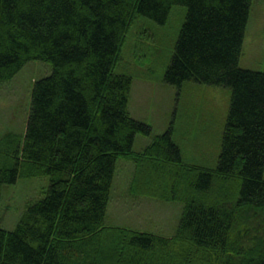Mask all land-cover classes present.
<instances>
[{"label":"trees","instance_id":"1","mask_svg":"<svg viewBox=\"0 0 264 264\" xmlns=\"http://www.w3.org/2000/svg\"><path fill=\"white\" fill-rule=\"evenodd\" d=\"M251 2L0 0V84L29 61L52 66L33 85L23 140L0 138L15 161L0 167V199L20 167L50 178L0 228V264H264V72L239 66ZM174 5L187 13L164 81L231 90L215 169L185 165L172 126L134 152L151 128L129 114L131 77L113 72L136 17L164 24ZM119 158L135 164L131 187L182 203L171 236L104 225Z\"/></svg>","mask_w":264,"mask_h":264},{"label":"rangeland","instance_id":"2","mask_svg":"<svg viewBox=\"0 0 264 264\" xmlns=\"http://www.w3.org/2000/svg\"><path fill=\"white\" fill-rule=\"evenodd\" d=\"M186 13L185 6L174 5L164 24L137 16L113 72L131 77L129 114L151 128L149 136H135L134 152L143 151L155 136L172 126V139L181 151L183 163L215 169L231 90L194 81L185 82L178 89L164 81ZM239 66L264 72V0L251 2ZM51 72L49 62L32 60L11 80L0 84V138L14 134L23 140L33 85ZM10 144H16V140ZM11 157L0 153V167L13 165ZM134 172L132 161L117 160L104 225L171 236L182 203L155 200L154 191H146L140 180L131 187ZM49 184V176H26L20 167L16 182L1 187L0 228L12 231L27 206L45 196Z\"/></svg>","mask_w":264,"mask_h":264},{"label":"crops","instance_id":"3","mask_svg":"<svg viewBox=\"0 0 264 264\" xmlns=\"http://www.w3.org/2000/svg\"><path fill=\"white\" fill-rule=\"evenodd\" d=\"M155 217L157 218V217H158V215H156V214H155Z\"/></svg>","mask_w":264,"mask_h":264}]
</instances>
